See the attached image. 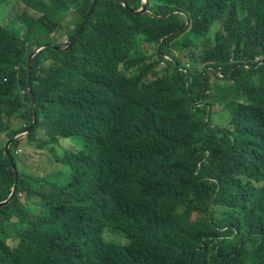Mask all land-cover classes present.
I'll return each mask as SVG.
<instances>
[{
    "label": "trees",
    "instance_id": "obj_1",
    "mask_svg": "<svg viewBox=\"0 0 264 264\" xmlns=\"http://www.w3.org/2000/svg\"><path fill=\"white\" fill-rule=\"evenodd\" d=\"M94 2L0 0V264H264V0Z\"/></svg>",
    "mask_w": 264,
    "mask_h": 264
},
{
    "label": "rangeland",
    "instance_id": "obj_2",
    "mask_svg": "<svg viewBox=\"0 0 264 264\" xmlns=\"http://www.w3.org/2000/svg\"><path fill=\"white\" fill-rule=\"evenodd\" d=\"M16 12L10 16L9 18H7L4 23H6L7 21H11V23L15 22L16 20H14L13 18H17L18 16H20L23 12H26L25 9L23 8V6L21 4H18L16 7ZM29 16L33 17V18H37V16L34 15V12L32 11H27L26 12ZM67 38L63 37L61 38V42L62 44L66 43ZM58 44H60L58 42ZM246 105H248V102H245ZM5 110V109H4ZM7 112V110H5ZM22 121H20L18 124H20ZM16 124V121L15 123ZM17 124V125H18ZM44 130L42 131V138L45 137L44 135ZM9 141V139L7 140V142ZM74 141V140H73ZM70 139L69 140H61V145L59 146L58 149H56V151L54 153H51L52 150H54V148L52 146L47 147V148H37V142H32L30 143V145H28V143H24L23 139L20 138V145L18 147V151H17V155L19 156L21 163L23 164V167L25 170H30L31 174H36L39 172H42V175L44 176L45 172H49V173H53L56 172L60 167L57 166V160L56 158H62L64 157V150H73V151H77L80 152L82 150V143H76L75 141L73 142ZM26 172V171H24ZM41 193H44L43 191ZM9 199V198H8ZM7 199V200H8ZM19 200L22 203L26 202V198H25V193L23 192V194L20 196L19 195ZM33 200H36V196H33ZM4 203V201L2 202ZM107 237L109 239H113V234H107Z\"/></svg>",
    "mask_w": 264,
    "mask_h": 264
},
{
    "label": "water",
    "instance_id": "obj_3",
    "mask_svg": "<svg viewBox=\"0 0 264 264\" xmlns=\"http://www.w3.org/2000/svg\"><path fill=\"white\" fill-rule=\"evenodd\" d=\"M100 1H105V0H95V2L93 3L92 8H91V10H90L89 16H91V15L94 13V11H95V9H96V7H97V5H98V3H99ZM110 1L121 2V0H110ZM141 13H148V0H142V7H141V10H140L139 12H137V14H141ZM86 25H87V21H86L85 24L82 26V29H84V27H85ZM35 54H36V51L34 52V54H32V55L30 56V58H29V60H28V72H29V73H30V70H31L32 59H33V57L35 56ZM29 90L31 91V88H30ZM11 141H12V140L8 141V143H7L5 149H6V155H7L8 158L10 159V162L13 164V159H12V157L10 156V154H9V152H8V148H9V145H10V142H11ZM13 169L15 170V166H13ZM16 179H17V175H16ZM13 194H14V190H13V193L11 194V196H10V199H11V197L13 196ZM10 199H8L7 201H9ZM0 204H5V202H4V203L0 202Z\"/></svg>",
    "mask_w": 264,
    "mask_h": 264
}]
</instances>
